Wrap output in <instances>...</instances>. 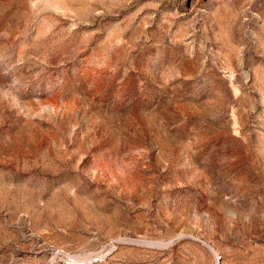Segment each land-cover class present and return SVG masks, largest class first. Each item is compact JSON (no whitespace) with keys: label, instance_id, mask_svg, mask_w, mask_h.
I'll use <instances>...</instances> for the list:
<instances>
[{"label":"rangeland","instance_id":"rangeland-1","mask_svg":"<svg viewBox=\"0 0 264 264\" xmlns=\"http://www.w3.org/2000/svg\"><path fill=\"white\" fill-rule=\"evenodd\" d=\"M0 264H264V0H0Z\"/></svg>","mask_w":264,"mask_h":264}]
</instances>
